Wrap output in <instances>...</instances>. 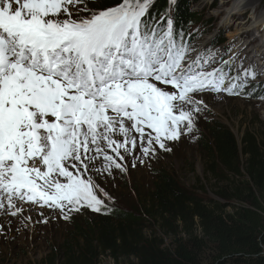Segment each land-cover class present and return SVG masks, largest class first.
Instances as JSON below:
<instances>
[{
  "label": "snow or ice",
  "instance_id": "snow-or-ice-1",
  "mask_svg": "<svg viewBox=\"0 0 264 264\" xmlns=\"http://www.w3.org/2000/svg\"><path fill=\"white\" fill-rule=\"evenodd\" d=\"M152 4L0 0V213L15 217L24 204L58 209L65 220L102 212L88 175L100 171L98 156L111 175L125 171V154L171 151L167 142L195 129L204 93L239 94L255 74L252 66L243 80L209 70L214 58L185 41L172 18L150 16Z\"/></svg>",
  "mask_w": 264,
  "mask_h": 264
},
{
  "label": "trees",
  "instance_id": "trees-1",
  "mask_svg": "<svg viewBox=\"0 0 264 264\" xmlns=\"http://www.w3.org/2000/svg\"><path fill=\"white\" fill-rule=\"evenodd\" d=\"M199 1L153 0L149 15L172 18L190 43ZM119 2L93 0V6L103 10ZM247 86L243 96L264 97V83ZM200 139L207 180L213 181L209 190L152 169L151 186L136 190L126 208L108 204L100 213L86 209L71 216L70 231L44 263L99 264L106 256L113 264H264V137L246 129L238 140L227 125L212 121Z\"/></svg>",
  "mask_w": 264,
  "mask_h": 264
},
{
  "label": "rangeland",
  "instance_id": "rangeland-1",
  "mask_svg": "<svg viewBox=\"0 0 264 264\" xmlns=\"http://www.w3.org/2000/svg\"><path fill=\"white\" fill-rule=\"evenodd\" d=\"M85 2L89 8L100 10L93 6V0ZM232 2L233 0H200L196 3L194 9L200 17L198 23L190 29V34L193 35L190 43L196 45L203 42L202 55L214 58L209 70L225 65L243 80L244 71L252 66L255 74L243 80L242 90L245 91L250 82L264 83V52L259 51L264 50V38L260 25L255 23L258 16L264 13V0H255L251 8L242 7L227 17L226 10ZM262 24L264 25V20ZM224 61H229V64H224ZM201 108L202 111L196 116L193 132L182 134L178 141L167 142L171 151L154 145L156 151L148 157H143L139 150L135 152V157L131 153L125 154V160L118 161L125 166V171L113 167L111 175L103 171L104 161L102 156H98L92 163L100 171L88 173L98 186L95 189L98 197L106 205L126 208L134 202L136 190L151 186L154 179L152 169L166 170L186 187L204 185L209 190L213 181L209 183L207 180L210 175L206 172V159L200 137L201 131L207 133V127L212 121L227 125L238 140L246 129L254 130L264 137V97L253 99L242 93L206 92L203 94ZM109 154L114 155L110 150ZM140 159L144 163H140ZM207 196L213 195L208 192ZM24 209L22 214L15 217L0 213V264H45L48 253L62 242L71 229L70 218L65 220L58 209L41 208L32 204H24ZM78 214L73 212L71 216ZM164 242L170 244V239L166 238ZM99 264L113 263L106 256H100Z\"/></svg>",
  "mask_w": 264,
  "mask_h": 264
},
{
  "label": "bare ground",
  "instance_id": "bare-ground-1",
  "mask_svg": "<svg viewBox=\"0 0 264 264\" xmlns=\"http://www.w3.org/2000/svg\"><path fill=\"white\" fill-rule=\"evenodd\" d=\"M255 0H233L231 6L226 10V16L228 17L230 14L232 13H236L235 11L242 7H250L253 6ZM233 15V14H232ZM264 20V13L260 14L257 18V20L255 21V23H257L256 25H260V29L262 30V37L264 38V25L262 24ZM263 25V26H262ZM239 30V29H238ZM236 31V30H235ZM234 32V31H233ZM237 32V31H236ZM230 34V33H229ZM234 34V33H233ZM236 34V33H235ZM232 36V35H231ZM264 43V42H263ZM249 44V43H248ZM197 46H199L201 48V46L203 45V42H199L196 44ZM264 48V47H263ZM259 50V49H258ZM261 52H264V50H259ZM262 70H264V68H262ZM264 72V71H263Z\"/></svg>",
  "mask_w": 264,
  "mask_h": 264
}]
</instances>
